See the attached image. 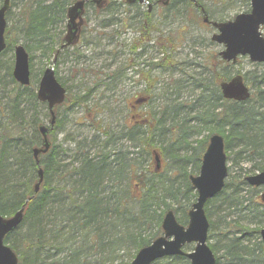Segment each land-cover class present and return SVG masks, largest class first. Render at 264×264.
I'll list each match as a JSON object with an SVG mask.
<instances>
[{"label": "trees", "instance_id": "trees-1", "mask_svg": "<svg viewBox=\"0 0 264 264\" xmlns=\"http://www.w3.org/2000/svg\"><path fill=\"white\" fill-rule=\"evenodd\" d=\"M16 1L21 4L18 24L14 28L21 35L27 52L37 50L47 60L52 56L56 60L68 47L62 46L61 36L54 40L51 31L64 24L67 8L76 0H10V5ZM196 1L201 3V0ZM176 2L183 8H195L190 0H169L166 7L174 8ZM112 3L109 1L107 5L96 7L92 0H87L86 6L93 4L95 10H103ZM115 8L108 11L116 12ZM171 11L174 13V10ZM194 11L193 14L200 20V11ZM142 15L148 20L150 11L145 9ZM209 18L212 17L209 15ZM12 29L5 31L6 49L1 55L16 43V39L10 36ZM146 29L142 27V31ZM30 59L29 55V65ZM217 60L218 65L230 66L221 59ZM7 65L5 75L15 88L7 91L6 109L16 124H5L0 135V213L10 215L24 206L21 224L5 238L18 254V264H42L46 258L61 252H65L64 258L56 264H88L93 255L97 257L93 263L113 264L120 255L122 245L128 248L121 255L126 258L122 264H129L136 250L161 233L160 224L166 210H173L177 220L186 223L187 210L196 196L188 176L197 172L211 133L224 137L225 151L238 146L236 155L244 153V159L248 160L256 157L259 161L254 163L256 170L264 168V72L260 80L254 78L255 92L248 99L226 100L221 96L218 83L228 79L230 72H221L215 64L209 67L210 79L196 86L198 94L192 103L177 102V98L169 97L170 103H163L154 111L150 96L146 102H142L145 101L142 97H136L134 101L145 106V110L136 116L137 107L131 102L130 106L136 108L129 109L130 116L119 134H122V139L138 144V152L143 159L145 156L150 158L151 154L153 158L155 155L163 157L165 165L162 170H158L156 165L152 170L142 164L135 163L133 166L127 150L121 151L120 146L117 147L120 136L114 139L106 130L105 138L98 147L97 144L91 147L84 141H77L72 148L63 146L62 140H56V134L62 126L58 114L68 103L66 93L64 102L55 106L56 119L49 132L51 145L47 152L38 155L43 180L35 192L37 164L32 148L40 144L37 126L42 123L36 107L44 109L45 117L49 114L46 104L36 99L39 78H32L28 86H20L12 78L11 63ZM154 65L167 66L169 63L162 58ZM57 79L64 86L60 78ZM150 90L149 86L145 87L143 95L148 96ZM84 97L75 96L73 105L83 102ZM27 101H30L32 112L28 119L23 114ZM91 112L87 110L83 119L94 122L100 131L101 123L95 121L96 113ZM191 112L195 113L194 116L188 117ZM25 122L30 123L31 133L23 138L17 132L22 128L21 123ZM203 131L207 133L190 140L191 135H200ZM90 141H101V135H94ZM133 172L139 185L131 188ZM229 178L221 192L208 200L204 208L209 219L208 240L215 237L208 244L215 254L216 264L220 263L222 256H226L225 264H264L262 242L257 240L255 247L259 249L258 253L246 242L248 237H258L260 228L264 226V203L239 195L238 187L243 180L231 175ZM28 197L29 201L24 203ZM222 204H225V212L218 216V220L222 219L228 225L224 232L216 234V224L211 216L221 209ZM234 214L239 220L227 219ZM241 221L253 224V227L239 224ZM24 226L25 230L19 232ZM235 231L240 235H236ZM221 239L225 242L220 243ZM221 247L222 256L217 255ZM27 253L30 254L29 260ZM152 264L189 262L183 256H169Z\"/></svg>", "mask_w": 264, "mask_h": 264}, {"label": "rangeland", "instance_id": "rangeland-1", "mask_svg": "<svg viewBox=\"0 0 264 264\" xmlns=\"http://www.w3.org/2000/svg\"><path fill=\"white\" fill-rule=\"evenodd\" d=\"M109 1L113 3L108 9L95 10L93 4L86 6L78 40L63 53L61 51L62 54L56 60L53 56L47 60L46 56H40L37 50L28 53L31 56L29 66L31 81L36 76L39 78L44 68L53 66L56 76L66 88L68 108L63 107L58 114V118L62 120V126L56 134V140H62L63 146L72 148L77 141H84L91 147L95 144L98 147L105 138L106 130L114 139L120 136L117 139V147L120 146L121 151L127 150L128 156L132 158L133 166L135 163L142 164L144 168L147 166L149 170H152L156 165L153 154L150 158L145 156L143 159L138 152V144L126 138L122 139V134H119L124 130V124L131 110L137 107L136 116L139 115L145 110L142 102H146L149 96L150 105L154 111L158 110L163 103H170L169 97L177 98V102L192 103L193 98L198 94L196 86L210 79L209 67H214L215 64L221 72L229 71L230 76L236 72L245 76L246 84L250 87L251 93H254L256 87L254 78L260 80L264 65L250 61L247 56L239 57L236 63H229L230 66L227 68L223 63L218 65L217 59H220L218 51L223 49V45L210 40L213 28L204 24L201 19H197L193 14L196 10L194 7L183 8L176 2L174 8H168L162 4L163 1L153 6L154 0L132 4H127L124 0H108L107 4ZM201 3L208 15L215 20L231 19L236 13L249 9L248 0H201ZM20 4L17 1L11 2L6 17V29L11 30L13 27L11 38L16 39V43L23 44L21 35L14 28L18 24ZM149 4H152L151 7ZM113 6L117 11L110 13L108 10H112ZM147 8L150 9L148 20L142 15ZM171 10H174V13ZM142 27L147 29L142 31ZM260 31L264 34V25L261 26ZM51 34L54 40H57L59 36L63 37L65 22L53 28ZM162 58L168 60L169 65H154ZM13 59V48L0 57V135L5 129V124H11L9 126L16 124V121L8 116L6 109L7 91L15 88V84L5 75L6 66L8 63L12 66ZM147 77L150 79L147 80ZM147 84H150L148 86L149 89L151 88L148 96L143 95V89L148 88ZM83 95H85L83 102L73 105V98ZM136 97H142L145 101L135 102ZM131 102L136 107H131ZM194 105L195 108L196 105ZM24 106L26 110L23 114L28 119L32 115L30 101H27ZM36 110L42 123L48 124V116L43 115L44 109L38 106ZM87 110L96 113L95 121L101 123L100 131L97 130L99 127H96L94 122L83 119ZM194 114L191 112L188 117ZM21 124L22 128L20 127L17 134L23 135V138L29 137L30 123ZM206 133L203 131L200 135H191L190 140L200 138ZM98 134L101 135V141H90L94 135ZM162 138L164 139L163 136ZM237 151H239L238 146L230 147L226 151L228 166L226 181L230 175L243 180L238 187L239 195L251 197L254 201L261 203L259 199L261 189L252 191L244 179L246 175L258 171L254 163L259 161L256 157L244 159L245 154L236 155ZM164 165L165 159L158 156L157 169L162 170ZM130 182L131 188L139 185L134 172ZM221 206V209L214 211L211 216L216 224L214 228L216 234L224 232L228 225L222 219L218 220V216L225 212L223 211L225 204ZM227 219L239 220L235 214ZM239 224L253 227V224L246 221H241ZM24 230L25 226L19 232ZM234 233L240 235L238 231ZM258 237L251 236L246 240L251 247L256 248V253L259 252V249L255 247L257 240H260ZM214 240L215 237L209 239V242ZM224 242L225 240H220V243ZM189 247L190 245L186 249ZM127 250L128 248L122 245L120 255L113 264H122L126 258L121 255H124ZM222 253L221 247L217 255L222 256ZM64 255L65 252H61L54 257H48L42 264H56L63 260ZM27 258L30 259L29 253ZM96 258L93 255L88 264H100L92 262ZM225 258L226 256L220 257L219 264H225Z\"/></svg>", "mask_w": 264, "mask_h": 264}, {"label": "water", "instance_id": "water-1", "mask_svg": "<svg viewBox=\"0 0 264 264\" xmlns=\"http://www.w3.org/2000/svg\"><path fill=\"white\" fill-rule=\"evenodd\" d=\"M94 1L99 6L103 0ZM125 1L131 3L136 0ZM137 1L143 2L144 0ZM84 3L85 0H77L67 8L63 46H70L78 39ZM249 3L250 10L248 12L238 13L233 19L227 21H209L205 11L201 9L202 20L216 29L210 39L223 45V49L218 53L223 60L234 63L238 56L247 55L250 61L264 64V36L259 30L260 26L264 24V0H249ZM8 6L9 0H3L0 6V53L5 48V12ZM13 54L12 77L20 85H28L30 83L28 53L25 47L19 43L14 46ZM219 86L222 96L226 99L242 101L250 95L248 87L239 74L227 81H221ZM36 97L39 101L46 102L50 114L49 125L52 126L55 121L53 107L61 104L65 98V88L56 79L53 66L43 70L37 85ZM39 132L42 136V147L33 148L36 164H38V153L46 152L50 145L47 138L48 127L39 125ZM155 158L157 159V157ZM37 176L38 180L34 184V191L38 190L43 179V170L40 167L37 168ZM226 176L227 166L223 137L214 133L209 136L198 173L189 175V181L196 191V198L187 212L186 225L180 224L176 220L172 210H167L161 222L162 234L148 245L139 248L130 264H151L162 257L175 255L184 256L190 264H215L214 253L207 243L209 222L204 205L207 200L222 190ZM245 180L252 186L264 185V169L246 176ZM261 200H264V192L261 195ZM23 209L24 207L21 206L8 217L0 214V264H17V256L4 243V237L20 225ZM259 233L264 245V227L260 229ZM187 244H193L190 251L183 250Z\"/></svg>", "mask_w": 264, "mask_h": 264}, {"label": "flooded vegetation", "instance_id": "flooded-vegetation-1", "mask_svg": "<svg viewBox=\"0 0 264 264\" xmlns=\"http://www.w3.org/2000/svg\"><path fill=\"white\" fill-rule=\"evenodd\" d=\"M160 2V0H156V1H154L152 4H153V6H155V5H157L158 3ZM152 4H150V5H152ZM148 10H150V9H148ZM258 189L257 190H259V189H263V191H264V187L263 186H261V187H257ZM264 202V201H263Z\"/></svg>", "mask_w": 264, "mask_h": 264}, {"label": "bare ground", "instance_id": "bare-ground-1", "mask_svg": "<svg viewBox=\"0 0 264 264\" xmlns=\"http://www.w3.org/2000/svg\"><path fill=\"white\" fill-rule=\"evenodd\" d=\"M14 46H15V44H14ZM14 46H12V47H13V49H14ZM5 49H6V48H5ZM5 49H4V50H5ZM4 50H3V51H4ZM29 199H30L29 197H28V198H26V200H25V202H24V203H26L27 201H29Z\"/></svg>", "mask_w": 264, "mask_h": 264}]
</instances>
